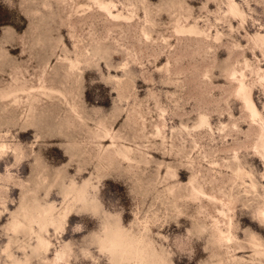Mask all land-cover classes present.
Listing matches in <instances>:
<instances>
[{
	"label": "rangeland",
	"instance_id": "obj_1",
	"mask_svg": "<svg viewBox=\"0 0 264 264\" xmlns=\"http://www.w3.org/2000/svg\"><path fill=\"white\" fill-rule=\"evenodd\" d=\"M263 208L264 0H0V264H264Z\"/></svg>",
	"mask_w": 264,
	"mask_h": 264
},
{
	"label": "bare ground",
	"instance_id": "obj_2",
	"mask_svg": "<svg viewBox=\"0 0 264 264\" xmlns=\"http://www.w3.org/2000/svg\"><path fill=\"white\" fill-rule=\"evenodd\" d=\"M105 136H106V134H105ZM70 159H71V157H70ZM84 185H85V181L81 185H78V187L76 188V190H78V194L76 195V200H79L80 202H82L84 208L90 207L93 211H96L97 210V205H94L92 203L93 200L92 199H88V198L85 199L83 197L84 191L86 190L85 187H84ZM78 196H81V198H79ZM51 209H52V206H49L47 208H41L40 207V209H37V210H35L34 207H33V209H32L33 212L31 213L30 217H31V219H33L35 217H39V216H41V217H47L48 215L51 214ZM261 211H264V208ZM66 214L67 213L64 212L63 216H65ZM113 218H114V220L110 224L105 225V230H106V234L107 235H106V239H104V244L105 245H108V241L109 240L118 237L119 240L125 246H127V247H134L133 240L132 239H129L127 237V235H128L127 228H125L121 224V222H120V220H119L118 217H113ZM53 224H54V226H55L56 229L62 228V225H61V222L60 221H53ZM220 230H221V228H220ZM223 232H222V234L224 236V233ZM127 239H129V240H127ZM38 243H39V245L43 246L46 250H48V248L50 246V241L48 239H46V238H43L42 236H39L38 237ZM251 243H252V246L255 248V250H257V252L260 251V248L263 249L261 247L262 246L261 241L257 238V236L255 234H252L251 235Z\"/></svg>",
	"mask_w": 264,
	"mask_h": 264
},
{
	"label": "clouds",
	"instance_id": "obj_3",
	"mask_svg": "<svg viewBox=\"0 0 264 264\" xmlns=\"http://www.w3.org/2000/svg\"><path fill=\"white\" fill-rule=\"evenodd\" d=\"M261 219H264V211L258 210L256 222L259 223ZM107 250L117 258L119 264H146L151 259L144 251H137L125 246L118 237L108 241Z\"/></svg>",
	"mask_w": 264,
	"mask_h": 264
}]
</instances>
